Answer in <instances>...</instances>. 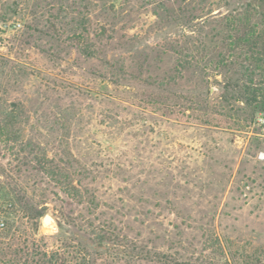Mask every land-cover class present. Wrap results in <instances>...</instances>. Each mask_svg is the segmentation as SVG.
<instances>
[{
  "label": "rangeland",
  "instance_id": "obj_1",
  "mask_svg": "<svg viewBox=\"0 0 264 264\" xmlns=\"http://www.w3.org/2000/svg\"><path fill=\"white\" fill-rule=\"evenodd\" d=\"M247 1L0 0V264H264V111L194 52Z\"/></svg>",
  "mask_w": 264,
  "mask_h": 264
},
{
  "label": "trees",
  "instance_id": "obj_2",
  "mask_svg": "<svg viewBox=\"0 0 264 264\" xmlns=\"http://www.w3.org/2000/svg\"><path fill=\"white\" fill-rule=\"evenodd\" d=\"M223 20L216 34L218 37L215 40L216 50L214 44L212 45L214 47L207 51V47L201 42L195 47L194 52L197 58H207L220 69L235 67L234 73L237 76L228 85V90L226 88L222 94V102L227 103L229 99L242 102L248 110L244 111L241 108L236 114L239 116L245 114L240 119L250 123L257 112L264 111V0H248L239 9L224 15ZM195 56L192 55L191 58ZM197 58L194 60L197 61ZM181 61L185 67L186 59L183 58ZM228 91L233 93L228 94ZM201 101L200 99L195 101L198 106L196 109L202 112L203 119H208L210 112L205 109L208 106L202 107ZM5 103L7 105L0 112V129L13 124L15 116L13 114L16 103L11 101ZM55 174L59 175V172L56 171ZM57 256V253L47 256L43 252L39 255V260L43 264H55L59 257Z\"/></svg>",
  "mask_w": 264,
  "mask_h": 264
},
{
  "label": "bare ground",
  "instance_id": "obj_3",
  "mask_svg": "<svg viewBox=\"0 0 264 264\" xmlns=\"http://www.w3.org/2000/svg\"><path fill=\"white\" fill-rule=\"evenodd\" d=\"M43 222L45 225L49 226L52 222V219L51 218H48V216H45L44 219H43Z\"/></svg>",
  "mask_w": 264,
  "mask_h": 264
},
{
  "label": "water",
  "instance_id": "obj_4",
  "mask_svg": "<svg viewBox=\"0 0 264 264\" xmlns=\"http://www.w3.org/2000/svg\"><path fill=\"white\" fill-rule=\"evenodd\" d=\"M48 218H50V217L48 216Z\"/></svg>",
  "mask_w": 264,
  "mask_h": 264
}]
</instances>
